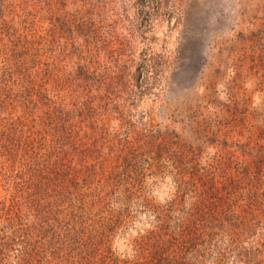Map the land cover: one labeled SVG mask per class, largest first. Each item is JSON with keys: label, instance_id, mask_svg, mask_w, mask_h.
Listing matches in <instances>:
<instances>
[{"label": "trees", "instance_id": "1", "mask_svg": "<svg viewBox=\"0 0 264 264\" xmlns=\"http://www.w3.org/2000/svg\"><path fill=\"white\" fill-rule=\"evenodd\" d=\"M134 2L140 8L137 14H142L143 0ZM0 58V264H6L13 251L15 264H47L48 257L57 259L60 254L65 258L62 264H87L85 258L98 250L81 238L91 208H98L93 215L100 217L114 200L116 204L123 200L125 207H115L113 222L120 225L122 217H130L135 212L129 203L140 183L139 171L151 158H146L151 143L137 133L144 127L136 131L117 109L121 95L131 92L129 81L137 82L140 72L119 68L113 78V0H0ZM113 114L114 140L121 147L115 159ZM85 129L91 140L88 149ZM157 151L160 158L161 147ZM174 157L175 163L184 164L181 154ZM262 161L252 163L253 170L244 171L242 178L254 181L246 200L260 210L264 222ZM108 189L110 194H105ZM221 190L223 195L233 193L230 184ZM194 203L177 216L170 235L183 254L194 251V257H201L200 249H205L209 254L206 258L201 252L203 261L222 264L238 249V241L225 246L216 241L225 225L206 229L204 215ZM208 208L209 213L215 209ZM158 216L160 225L149 234L143 230L146 240L140 237L139 248L159 257L153 264H188L161 258L173 243L171 237L160 242L164 239L160 230L166 227L161 213ZM244 242L233 257H244L248 263L258 251L255 243ZM242 251L246 253L241 255Z\"/></svg>", "mask_w": 264, "mask_h": 264}, {"label": "rangeland", "instance_id": "2", "mask_svg": "<svg viewBox=\"0 0 264 264\" xmlns=\"http://www.w3.org/2000/svg\"><path fill=\"white\" fill-rule=\"evenodd\" d=\"M143 4L138 15L134 0H113V78L119 68L131 74L139 69L137 82L128 77L131 92L121 95L117 109L136 131L144 127L137 133L151 143L146 148V158H151L139 171L140 183L134 186L129 203L135 212L130 217H122L120 225L113 222L115 207H125L123 200L119 204L114 200L100 217L93 215L96 207L86 215L89 219L81 226V238L98 250L84 263H157L159 257L140 249L139 242L141 236L146 240L143 230L149 234L160 225L155 220L159 212L167 231L160 230L164 234L160 242L171 237L173 243L161 258L204 264L207 250L200 249L201 257H194V251L183 254L170 235L183 209L195 202L206 229L225 225L216 241L224 246L238 241L233 254L238 255L245 240L255 243L258 252L253 260L247 263L232 254L222 264H264V222L260 210L246 200L254 181L242 178L258 159H263L264 171V0H143ZM115 117L113 159L121 148L114 140ZM88 133L84 137L87 149ZM129 147L125 144V150ZM174 154H181L184 164L175 163ZM190 169L194 178L189 183ZM229 184L232 195H223L222 187ZM211 205L215 209L209 213ZM150 237L155 240L154 234ZM15 254L8 253L6 264L18 263ZM47 260V264H62L65 258L60 254Z\"/></svg>", "mask_w": 264, "mask_h": 264}]
</instances>
